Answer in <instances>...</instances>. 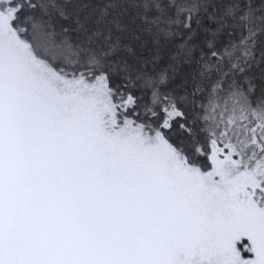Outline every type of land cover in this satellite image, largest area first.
I'll return each instance as SVG.
<instances>
[{
  "label": "snow or ice",
  "instance_id": "6c2138e0",
  "mask_svg": "<svg viewBox=\"0 0 264 264\" xmlns=\"http://www.w3.org/2000/svg\"><path fill=\"white\" fill-rule=\"evenodd\" d=\"M0 264H264V0H0Z\"/></svg>",
  "mask_w": 264,
  "mask_h": 264
}]
</instances>
